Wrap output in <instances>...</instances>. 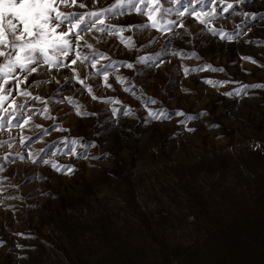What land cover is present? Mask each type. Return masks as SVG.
Here are the masks:
<instances>
[{
	"label": "rangeland",
	"instance_id": "rangeland-1",
	"mask_svg": "<svg viewBox=\"0 0 264 264\" xmlns=\"http://www.w3.org/2000/svg\"><path fill=\"white\" fill-rule=\"evenodd\" d=\"M81 2L64 10L117 0ZM162 3L157 28L134 8L103 13L105 31L81 33L91 48L53 55L68 67L41 59L26 83L5 86L0 116L17 119L0 121V264H264V89L226 95L264 85V0L227 13L209 0ZM185 5L221 14L202 25L178 15ZM77 52L88 59L71 65ZM189 115L194 132L180 123ZM73 140L82 155L69 154Z\"/></svg>",
	"mask_w": 264,
	"mask_h": 264
},
{
	"label": "snow or ice",
	"instance_id": "snow-or-ice-1",
	"mask_svg": "<svg viewBox=\"0 0 264 264\" xmlns=\"http://www.w3.org/2000/svg\"><path fill=\"white\" fill-rule=\"evenodd\" d=\"M97 0H93V3H96ZM169 2L175 6L181 3V0H169ZM204 0H196L197 4H203ZM213 5L217 4H226L223 7L222 12L227 13L234 9V4H242L244 0H234V3L228 2L226 0H209ZM150 8L151 10L145 13L141 6ZM63 6V7H61ZM78 6L83 9L87 5L81 0H0V58H3L0 61V101L6 99V96L11 95L12 88L9 87L5 90V86L9 85L12 80H15L17 85L21 83H26L28 81V76L36 73L43 65H48L51 67H56L57 65L62 67H68L69 65L61 64L59 59L53 60V55L59 53L65 58H69L70 50L73 48L79 49L81 46L91 48L92 45L88 44L81 35L82 32L90 33L93 29L98 31H105L104 27H98V25H104L105 19L101 18L103 13H112L114 10L120 8H134L138 14L147 15L148 19L152 21L151 26L157 28L158 18H162L166 15L170 9L163 7L162 0H117L116 3L111 5V7L102 9L101 11H90L86 13H75L68 12L64 9ZM216 11V8L213 7L210 11L196 12L194 7H189L185 5L183 10L178 13L180 17L185 15H191L196 17L202 25H207L211 19H214L216 16L220 15ZM241 15H248V13H240ZM203 17V18H201ZM169 24L175 23L169 21ZM181 28L184 25L181 23L179 25ZM163 30V26L160 29ZM171 31V28L167 29ZM123 31V29H121ZM209 31L213 35H218L221 39H227L231 41L233 35L224 32L223 30H218L216 28H210ZM130 39V38H129ZM83 41V44L80 43ZM173 55H180V53H173ZM41 59H43V65H41ZM88 57L84 56L81 59V56L77 52L76 58L71 59V65H75L77 61L83 62L87 60ZM145 59H151L147 57ZM246 60H251L250 57H244ZM255 63V61H252ZM154 66H158L154 65ZM92 67L96 69L98 75L102 74L105 82L108 80V73L103 72L105 65L99 64V61H94ZM126 67L132 68V64H127ZM16 69H19L21 72L27 73L28 75L24 76L23 80H20L14 75ZM199 69H185V72L188 71H198ZM213 71H223V69H212ZM116 80L122 81V77L117 76ZM82 86L87 87L83 79L78 81ZM207 83L215 84L216 82L207 81ZM110 86V85H108ZM264 89V85L254 84V85H245L241 89L235 90L233 93H226V95H247V89ZM89 91L91 89L89 88ZM25 95H29L26 91ZM96 99V97H93ZM34 99H40V97H34ZM150 103H156L155 100H150ZM23 107L22 105H17L15 101L9 105V108L19 111ZM47 111V109H45ZM5 115L0 116V121H4L6 117L10 116V119H7L9 125L14 124L17 117L9 113L8 109H3ZM79 110H77V115H82ZM116 112L114 110L113 115ZM130 115L131 113H125ZM177 116H184L183 112L175 113ZM203 114V113H202ZM148 116L153 120H162L168 119L167 113L149 111ZM193 116H187L186 120L180 121L181 124L185 125V130L189 132H194L195 129L187 127V121L193 120ZM27 120L24 121L27 124ZM3 124H0L2 127ZM21 127L23 125H20ZM215 127V126H213ZM79 144V141L73 140V147L70 148V155H82V153L77 152L76 145ZM93 147L95 145H92ZM81 147H87L86 145H81ZM256 147H259L257 145ZM36 161H33L35 163ZM44 164H49L51 161L44 160ZM52 167L57 171H63L65 175H69L75 171L74 168L68 167L66 169H61L57 164L52 163ZM3 242L0 241V245ZM19 247V245H18Z\"/></svg>",
	"mask_w": 264,
	"mask_h": 264
}]
</instances>
